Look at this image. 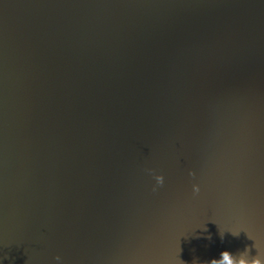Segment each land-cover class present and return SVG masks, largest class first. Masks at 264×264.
Instances as JSON below:
<instances>
[{"label":"water","instance_id":"water-1","mask_svg":"<svg viewBox=\"0 0 264 264\" xmlns=\"http://www.w3.org/2000/svg\"><path fill=\"white\" fill-rule=\"evenodd\" d=\"M256 243L262 0H0L3 264H237Z\"/></svg>","mask_w":264,"mask_h":264},{"label":"clouds","instance_id":"clouds-1","mask_svg":"<svg viewBox=\"0 0 264 264\" xmlns=\"http://www.w3.org/2000/svg\"><path fill=\"white\" fill-rule=\"evenodd\" d=\"M262 2H264V0H262ZM192 175L194 176L195 173L193 172ZM154 179H155V185L153 187V190L155 191L158 187H161L165 184V176L163 174H156L154 175ZM201 191L200 189V185L199 184H195L193 185V192L195 194H198ZM231 231V233L234 236L239 235L240 231ZM250 237V236H249ZM251 238V237H250ZM256 248L258 249V255L252 259L249 257V254L247 251L244 252V254H242L238 259L236 257H233L234 259H237V264H241V262H244V264H264V250L260 249L257 247V243H256ZM230 255V253L224 252L221 253V256L227 260L228 256ZM55 261L56 264H63V259L60 255H57L55 257ZM0 264H3L2 259H0ZM182 264V262H181ZM194 264H196V262H194ZM210 264H220L218 259H213L211 260ZM229 264H231V262H229Z\"/></svg>","mask_w":264,"mask_h":264}]
</instances>
